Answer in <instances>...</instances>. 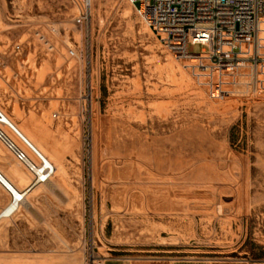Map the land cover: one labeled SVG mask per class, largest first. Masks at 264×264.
<instances>
[{
	"label": "rangeland",
	"instance_id": "rangeland-1",
	"mask_svg": "<svg viewBox=\"0 0 264 264\" xmlns=\"http://www.w3.org/2000/svg\"><path fill=\"white\" fill-rule=\"evenodd\" d=\"M240 41L219 59L128 0H0V113L54 166L0 220V259L264 261V19L258 58ZM0 169L30 181L1 141Z\"/></svg>",
	"mask_w": 264,
	"mask_h": 264
},
{
	"label": "built area",
	"instance_id": "built-area-1",
	"mask_svg": "<svg viewBox=\"0 0 264 264\" xmlns=\"http://www.w3.org/2000/svg\"><path fill=\"white\" fill-rule=\"evenodd\" d=\"M128 1L148 26L164 32L169 37L172 36L173 39L185 45L201 44L207 47L213 56L221 59L220 50L223 45H230L233 39L239 38L242 42L254 47L252 55L243 56H247V59L258 58V32L260 22L264 19V0ZM85 18H87L86 13L78 16L76 21L82 22ZM55 31L54 27L46 31L42 28L34 29V36L47 52H52L56 48L52 37ZM249 38H253L254 41H249ZM227 40L231 41L227 43ZM231 47L241 49L238 43H233ZM22 50L23 43L18 42L13 45L9 55L12 53L18 55ZM5 53L0 51V62L4 60ZM3 126L8 127L23 145H19L12 139ZM0 141L31 175L30 183L24 190L52 178L53 164L43 157L14 124L6 121L1 113ZM31 155L35 157V160ZM4 176L5 173L0 169V185L11 192L4 182Z\"/></svg>",
	"mask_w": 264,
	"mask_h": 264
},
{
	"label": "crops",
	"instance_id": "crops-1",
	"mask_svg": "<svg viewBox=\"0 0 264 264\" xmlns=\"http://www.w3.org/2000/svg\"><path fill=\"white\" fill-rule=\"evenodd\" d=\"M27 186H23L22 189L27 188ZM10 198H11L10 192L5 187L0 185V210L3 206H5L8 203ZM54 263L55 262L53 260H44V259H30V260L11 259L9 261L0 259V264H54ZM99 264H264V261L252 262L246 259L208 258V257L108 256L102 259V261L99 262Z\"/></svg>",
	"mask_w": 264,
	"mask_h": 264
},
{
	"label": "bare ground",
	"instance_id": "bare-ground-1",
	"mask_svg": "<svg viewBox=\"0 0 264 264\" xmlns=\"http://www.w3.org/2000/svg\"><path fill=\"white\" fill-rule=\"evenodd\" d=\"M92 0H85V5L89 6L91 4ZM2 114V113H1ZM3 115V114H2ZM11 123V122H10ZM13 124V123H12ZM5 127V126H4ZM16 127V126H15ZM15 137L16 135L8 128L6 127ZM17 128V127H16ZM18 129V128H17ZM28 139V138H27ZM29 140V139H28ZM30 141V140H29ZM31 142V141H30ZM32 143V142H31ZM33 144V143H32ZM21 145V144H20ZM34 145V144H33ZM35 146V145H34ZM36 147V146H35ZM37 148V147H36ZM32 158L35 160V157L33 155H31ZM46 159V158H45ZM48 160V159H46ZM50 161V160H49ZM51 162V161H50ZM52 163V162H51ZM4 182L6 183V185L9 187L10 189V194H11V198L9 200V202L0 210V220L3 217H9L11 216L13 213H15L16 211H18L20 209V207L26 202L27 199V193L29 192V190H24L21 188V186L15 182V180H13L10 176H8V174H5L4 176ZM40 184H51V179L46 180L44 182H41L37 185ZM36 185V186H37ZM35 186V187H36ZM34 188V187H33ZM32 188V189H33ZM31 189V190H32Z\"/></svg>",
	"mask_w": 264,
	"mask_h": 264
},
{
	"label": "water",
	"instance_id": "water-1",
	"mask_svg": "<svg viewBox=\"0 0 264 264\" xmlns=\"http://www.w3.org/2000/svg\"><path fill=\"white\" fill-rule=\"evenodd\" d=\"M30 189H31V187L28 188V190H30Z\"/></svg>",
	"mask_w": 264,
	"mask_h": 264
}]
</instances>
